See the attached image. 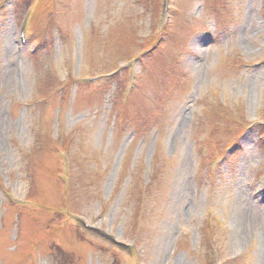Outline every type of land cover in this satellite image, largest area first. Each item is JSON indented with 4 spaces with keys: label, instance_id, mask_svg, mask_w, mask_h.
Listing matches in <instances>:
<instances>
[{
    "label": "rangeland",
    "instance_id": "rangeland-1",
    "mask_svg": "<svg viewBox=\"0 0 264 264\" xmlns=\"http://www.w3.org/2000/svg\"><path fill=\"white\" fill-rule=\"evenodd\" d=\"M0 264H264V0H0Z\"/></svg>",
    "mask_w": 264,
    "mask_h": 264
}]
</instances>
